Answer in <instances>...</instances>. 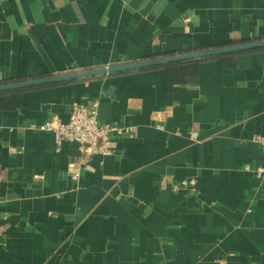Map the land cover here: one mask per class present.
<instances>
[{
  "label": "crops",
  "instance_id": "crops-1",
  "mask_svg": "<svg viewBox=\"0 0 264 264\" xmlns=\"http://www.w3.org/2000/svg\"><path fill=\"white\" fill-rule=\"evenodd\" d=\"M257 41L264 0H0V86ZM95 101L133 136L73 180L31 126ZM256 136L264 47L0 92V264H264Z\"/></svg>",
  "mask_w": 264,
  "mask_h": 264
},
{
  "label": "built area",
  "instance_id": "built-area-1",
  "mask_svg": "<svg viewBox=\"0 0 264 264\" xmlns=\"http://www.w3.org/2000/svg\"><path fill=\"white\" fill-rule=\"evenodd\" d=\"M34 129L51 132L57 145L62 141L75 142L78 146L79 158L68 164V174L73 180L80 176V168L84 167L94 155L109 156L117 150L118 140L132 137V127H120L110 122L101 121L98 116V102L89 106L72 104L68 121L63 123L58 116H53L41 126H31ZM254 144L264 149V137L256 136ZM13 152L16 149H11ZM21 151V150H20ZM257 177L264 174V169L257 168ZM195 181L184 180L173 186L176 191L181 187H194Z\"/></svg>",
  "mask_w": 264,
  "mask_h": 264
},
{
  "label": "water",
  "instance_id": "water-1",
  "mask_svg": "<svg viewBox=\"0 0 264 264\" xmlns=\"http://www.w3.org/2000/svg\"><path fill=\"white\" fill-rule=\"evenodd\" d=\"M263 47H264V41H257V42H250V43L242 44V45L228 46V47L220 48L217 50L186 53L183 55L171 56V57H166V58H162L158 60H151V61L138 62V63H128V64H123V65L110 66L107 68H97V69H92V70H87V71L66 73V74H62L59 76L44 78L40 80H32V81H26V82H21L17 84L0 86V92L12 90V89H18V88H27V87H32V86L57 83V82L73 81L76 79L90 78L94 76L105 75V74H110V73H117V72H122V71H127V70L150 68V67H155V66H159L162 64H166L169 62L182 60V59L208 58V57H213V56H217V55H221L225 53L242 52L246 50L263 48Z\"/></svg>",
  "mask_w": 264,
  "mask_h": 264
}]
</instances>
